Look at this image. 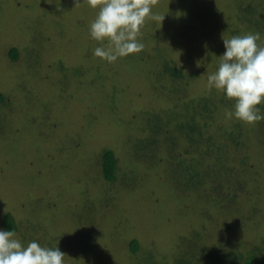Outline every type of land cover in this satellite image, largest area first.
Segmentation results:
<instances>
[{
	"label": "rangeland",
	"instance_id": "obj_1",
	"mask_svg": "<svg viewBox=\"0 0 264 264\" xmlns=\"http://www.w3.org/2000/svg\"><path fill=\"white\" fill-rule=\"evenodd\" d=\"M76 2L0 0V229L11 214L16 238L58 247L64 264H218L210 258L254 245L261 255L264 121L229 118L235 101L206 85L222 37L258 33L264 47V0H158L152 12L164 19L145 21L143 50L111 64L93 55L99 8ZM165 59L181 78L159 75ZM206 95L215 107L205 132L228 144L203 156L206 176L184 187L182 164L196 151L163 133L155 148L144 145L154 137L147 121ZM235 124L246 141L239 148L220 137ZM104 149L117 158L112 182Z\"/></svg>",
	"mask_w": 264,
	"mask_h": 264
},
{
	"label": "clouds",
	"instance_id": "obj_2",
	"mask_svg": "<svg viewBox=\"0 0 264 264\" xmlns=\"http://www.w3.org/2000/svg\"><path fill=\"white\" fill-rule=\"evenodd\" d=\"M80 0H77L76 4ZM88 5L99 8L89 25L91 39L100 42L93 55L107 63L139 53L141 28L148 19L163 21L164 15L154 14L158 0H87ZM258 33L223 38L224 52L219 64L208 74L207 88L218 90L235 101L234 111L226 113L245 124L264 121V47L257 41ZM14 230L0 229V264H64L58 247L42 246L33 240L26 246L16 238Z\"/></svg>",
	"mask_w": 264,
	"mask_h": 264
},
{
	"label": "trees",
	"instance_id": "obj_3",
	"mask_svg": "<svg viewBox=\"0 0 264 264\" xmlns=\"http://www.w3.org/2000/svg\"><path fill=\"white\" fill-rule=\"evenodd\" d=\"M246 11H248V9H246ZM17 54L18 50L15 47H11L8 51V55L11 59H16ZM182 74L183 73L181 69L176 67L173 64V61H170L169 59H165L163 67L159 72V75H168V77H170L172 80H178L183 76ZM191 75L193 76L194 73ZM212 102L213 101L211 97L207 95L201 96L197 99L191 98L186 102V104L183 105V109L169 118V120L166 119V121H164L163 118L158 116L155 117V115H153L154 119H150L149 117L147 121L148 127L154 137H145V139L143 140L144 145L155 148L157 141L156 135L159 133H163L166 135L168 140L172 142V145H174L175 141L177 142V138L181 136L188 143V146L185 148V152H188L190 150L196 151V155L192 157L191 161H181L182 163L184 162L182 164L181 170L184 175H187V179L184 180V187L194 186L195 182H200L206 176V174L202 170L198 169L203 156L213 153V150H216V152L219 151L222 155L225 153V148L228 144V140H224L227 144L220 140L217 141L214 138V135L212 136L205 132L204 127L205 125H208L207 121L211 120L214 111L213 108L215 107ZM173 125L175 127L173 128V130L177 133V135H175L174 131L169 128V126L171 127ZM241 132L243 133V130H241V128H239V126L235 124L233 126V129H231L229 132H224L223 130V133H221L220 137L225 136V138L227 139H229L230 137L232 141H234L235 146L239 148V146H242V144L246 142L244 141L245 139L243 138V136H241ZM218 137L219 136H217V139ZM100 157L103 177L107 181L112 182L115 179L117 158L114 155L113 151L110 149H104L101 152ZM3 227L4 230H14L16 232L17 227L15 224V220L11 214H5ZM130 249L134 254L137 252V249L139 250L136 240H132L130 242ZM259 250L260 246L257 247L256 245H254L250 251L244 253L242 251H239V249L234 246L232 248L229 247L228 250L223 251L221 254L215 256L216 258L211 257L210 259H216L218 261V264H262L260 257L264 252L259 255ZM194 255L195 254H192L191 258ZM207 255L211 256V253L207 252ZM155 256L159 257V255ZM195 258L197 257H194L193 259ZM149 259L151 261L153 260V258Z\"/></svg>",
	"mask_w": 264,
	"mask_h": 264
}]
</instances>
